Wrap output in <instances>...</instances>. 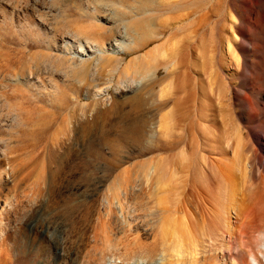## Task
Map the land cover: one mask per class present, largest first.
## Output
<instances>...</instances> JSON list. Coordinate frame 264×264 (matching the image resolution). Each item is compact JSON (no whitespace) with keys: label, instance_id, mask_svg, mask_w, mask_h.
I'll return each instance as SVG.
<instances>
[{"label":"rangeland","instance_id":"obj_1","mask_svg":"<svg viewBox=\"0 0 264 264\" xmlns=\"http://www.w3.org/2000/svg\"><path fill=\"white\" fill-rule=\"evenodd\" d=\"M216 2L208 0L191 13H205L204 66L194 61L193 68L204 72L211 102L199 123L208 147L192 153L186 143L174 152L159 148L182 133L167 114L175 78L154 86L150 96L147 88L138 92L147 101L166 90L167 107L146 113L136 108L132 93L114 100L115 76V85L95 96L110 113L91 120L89 129L81 121L71 123V106L90 107L89 86L46 58L60 56L63 32L80 36L87 30L101 44L110 42L129 18L116 0H0V264H185L190 255L194 264H247L248 248L264 264L258 250L264 234L245 233L237 215L245 187L256 186L254 225L264 231V0H223L219 11H212ZM105 6L113 11L112 22L103 16ZM181 18L173 15V27ZM193 29L173 35V67L183 39L195 41ZM148 35L140 51L118 55L123 63L152 51L167 33ZM128 36L134 41L141 34ZM167 52L160 48L157 59L167 58ZM190 76L198 77L195 71ZM142 117L150 119L148 126H129ZM60 126L74 127L62 137ZM192 140L203 142L197 135ZM173 153L181 166L201 161L197 179L215 199L191 194L189 175L173 172V163L166 164L169 172L153 202L141 198L144 189L136 194L139 200L132 191L123 196L122 171L139 170L142 184L141 164ZM216 156L230 173L220 175V194L206 178V169L207 177L217 174ZM64 167L68 173L59 171Z\"/></svg>","mask_w":264,"mask_h":264},{"label":"bare ground","instance_id":"obj_2","mask_svg":"<svg viewBox=\"0 0 264 264\" xmlns=\"http://www.w3.org/2000/svg\"><path fill=\"white\" fill-rule=\"evenodd\" d=\"M116 1L118 2V6L122 10L120 11V13L129 18L127 25L124 24L120 27L117 26L118 28L113 32L112 39L110 42L106 44L103 43L104 45L101 44L100 40L98 41V39L95 38L96 36L94 37V35L91 36L87 34L86 33L87 30L86 32L85 31L80 32L81 35L82 33H85L83 34V37H80L81 35L79 36L78 33L76 34V36L78 35L76 37L74 36V34L72 35L67 32L61 31L63 32V34H61L60 45H58V52H60L59 53L60 56L55 57L50 54L46 58L47 61L55 67V69L61 70L62 67L63 72L66 71V73L71 77H76V78L79 77L81 79L83 78L89 86V88H87L89 93L86 92V95L91 98L90 107H87V109H78L76 106L73 107L71 106L72 107V108L70 107V109L72 110V113H70L71 114L70 120L72 121L71 123L74 122L78 123L79 121H81L86 129V127L91 125L92 123L91 120L93 122L97 121L100 118L106 117L110 113L112 108L103 105L102 103L103 101H101V97L99 99L98 97L95 96H99V94H101L102 92L111 89L113 85H115L114 84L115 76H118L119 79L116 78V81L117 80L118 81L115 82L117 84L114 86V91L116 92L119 91V93H117V95L114 96V100L115 101L121 100L123 98H126L128 95L132 93L133 96L132 99L134 100V105L136 106V108H140V109L142 108L141 110H145L146 113L151 112L153 109H164L167 107L166 104L167 99L165 94L166 90L159 95L160 99L158 98V100H156L150 97V99H148L147 101L142 100L139 97L138 92L145 90V88H147V90H149V92L147 93H149L150 96V93H152L151 90L154 86L162 85L164 83L168 84V82H173V78H175L176 80L175 97L174 99L171 100L172 106L170 107V110L167 112V114H172L174 116V118L176 119L177 126H179L182 129L181 131L182 133L177 134V136L173 139V141H163L161 143V147L159 148H162L170 152L173 150L174 152L175 149L178 148L181 143H186L187 149L192 153L198 149L207 148L208 145L205 143L206 141L203 140V132L202 130L200 131V127H199L200 121H204L206 119L205 108L207 106V103H211L210 101H208V99L210 98L209 95L210 93H208L206 89V82L203 75L204 72L202 73L203 70L202 66H204L203 65L204 52L206 51V42H205L206 29H205V20H204L205 13H202L201 15H195V17H192L191 13H193L196 10L203 9L208 0H116ZM222 2L223 0H217L216 2L217 5L214 4L216 6L214 7L212 6L213 7L212 11H219L218 8L222 4ZM108 7L109 6L103 7L105 9L103 16L105 20H107V22H112V15H110V13H113V11L111 10V8ZM173 15L175 18L183 17V19L181 18L182 20L177 21L174 27H173ZM189 17H192V19H188ZM190 27H193L194 28L193 30L197 33L196 39L194 41L189 36L183 39L181 43V47L179 48L180 49L179 56L176 61L177 67L175 66L173 67V35H176V33L180 31H184L187 29L189 30ZM65 29L66 28H64V30ZM81 30L82 27H80V31ZM154 30L162 31V33L164 34L167 33V36L165 37L164 41L158 44L152 51L147 52V54L136 55L128 62L123 63L122 57L120 56L118 57V55L140 51L143 47V44L149 42L150 39V36L148 35L149 31H154ZM135 31L139 32L141 36H139V38L137 36V39L132 41L131 38L130 39L128 38L130 37L128 36V34L134 33ZM162 47L166 48L168 51L166 53L167 58L163 56L164 58L158 60L157 59L158 51ZM197 47L200 50L199 54L195 52V49H197ZM191 59H194L193 62L191 61ZM194 61H196L199 65H201L202 70H196L195 68H193L195 66H198V64L196 65V62L194 66ZM201 67L199 66V68ZM151 70H152V75H149V71ZM161 71H163V75L159 76ZM190 71L196 72V74L198 75L196 80H193L191 78ZM220 109L218 108V110ZM149 123H150V119L148 117H142L138 121L133 122L131 125L129 124V126H133V127L148 126ZM72 128L70 129L69 126H62V127L60 126L59 129L60 131H58V134L59 132H61L60 136H62V134H64L65 136V133L67 131L69 132L70 130H72ZM65 130L66 132H64ZM134 131L136 132V130ZM57 135L55 137V140L57 139L56 141L59 143L60 140H58ZM195 135L199 136L201 141H203L199 145L192 142L193 141L192 138L195 137ZM137 137L138 136H136V139ZM217 139L218 140L221 139V136L220 138ZM220 142L221 141L219 140V143ZM70 155H72V153ZM68 162L69 160L67 159L66 163ZM170 163H173L172 165L174 166L173 172H177V170L178 171L181 170L182 172H187V174L189 175V179L187 180L188 188L191 194L199 195L202 197V199L204 198L205 200L208 201L216 198L215 196L214 198H212L213 192L211 193V191L203 187L204 185L199 183L197 179L198 174L202 172L200 168L201 161H199V159H196V161L189 166H181V162L179 161L177 154L175 153H173V156L171 155L169 157H163L161 160L155 163L146 162L141 164L140 174L142 173L145 177V179L142 178L144 179L143 180L144 182L142 184L140 183L141 175L138 176L136 174V173L139 174L138 172L139 170L138 171L136 170L133 173H129L126 170L122 171L121 175L124 174L122 178L124 177L125 180V185L121 190L123 196L126 197V195L129 194L128 192L132 191L133 194H135L133 199H137L139 197L137 199L139 200L140 196L137 197L136 194H138L139 191L144 189L143 195H141L143 197L141 198L142 199L146 198L149 199V201H152L150 199H152V197L154 196V190L160 187L165 177V174L169 172L168 171L169 168L166 166V164H170ZM214 163L217 169V174H208L207 177V169H206V178L210 180L212 186L214 187V192H218L220 194L221 186H222V178L220 177V175L225 176L230 174V173H226V171L229 170V167H227L228 169L225 170V164H224L225 162L222 156L214 157ZM62 170L67 173L69 172L65 167L61 168L59 171ZM254 187L256 186L247 185L245 187V193H243L242 202L239 205L237 215L239 216V221L241 226H244L246 228L244 231L245 233H248V229H249L255 231L256 233L259 232L261 233V235H263L264 231L259 230L254 225L257 224L256 215H257V207H258L257 203L255 202V199L256 201L259 199L256 198L258 194L257 196L255 195L258 189ZM147 203L148 202H146V204ZM238 232H240V230ZM263 242L264 240L261 241L262 244ZM262 244L260 245V247H258V250L264 252V244L263 245ZM251 250L252 249L248 248L247 250L248 256L245 257L246 262L248 261L247 264H260L255 253L252 252ZM261 256L264 259V254H261ZM189 257L185 264H194L193 257L191 258V255ZM149 262H156V261L151 259Z\"/></svg>","mask_w":264,"mask_h":264}]
</instances>
